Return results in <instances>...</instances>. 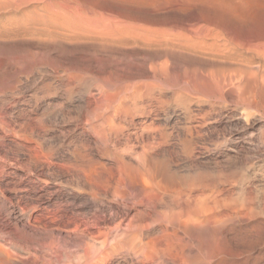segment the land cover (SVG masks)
<instances>
[{
  "label": "rangeland",
  "instance_id": "374dc122",
  "mask_svg": "<svg viewBox=\"0 0 264 264\" xmlns=\"http://www.w3.org/2000/svg\"><path fill=\"white\" fill-rule=\"evenodd\" d=\"M0 4V264H264V0ZM143 151L190 186L192 235L111 155Z\"/></svg>",
  "mask_w": 264,
  "mask_h": 264
},
{
  "label": "bare ground",
  "instance_id": "6f19581e",
  "mask_svg": "<svg viewBox=\"0 0 264 264\" xmlns=\"http://www.w3.org/2000/svg\"><path fill=\"white\" fill-rule=\"evenodd\" d=\"M1 3H3L2 1H1ZM2 7H4V4H0ZM1 7V8H2ZM0 8V9H1ZM197 36V35H196ZM198 36H200V35H198ZM201 36H203V35H201ZM210 36V35H209ZM212 36V35H211ZM213 37H215V36H213ZM198 38V37H197ZM200 38V37H199ZM199 38H198V40H199ZM202 38V37H201ZM205 38V37H204ZM207 38V37H206ZM211 38V37H210ZM196 39V38H195ZM208 39V38H207ZM202 41V40H201ZM209 41V40H208ZM201 43V42H200ZM202 45H203V43H201ZM200 44V45H201ZM207 45H208V43H206ZM210 44V43H209ZM215 45V44H214ZM214 47V46H213ZM208 48H212V46L211 47H209L208 46ZM203 49V48H202ZM222 49V48H221ZM215 50H216V48H215ZM223 50V49H222ZM200 51V50H199ZM205 51V50H204ZM221 51V50H220ZM216 51H213V54L215 53ZM211 53V52H210ZM223 54V53H222ZM217 55V54H216ZM215 55V56H216ZM210 56V55H209ZM212 56V55H211ZM226 56H228V55H226ZM218 57V56H217ZM216 57H214V59H215ZM229 59V58H228ZM235 62V61H234ZM237 69V68H236ZM236 69H234V68H232L231 66L229 67V68H227V67H224V70L227 72V76L229 77V80L228 81H223L222 83H220V85H219V92H223L225 89H227V87L229 86V88H231V87H235L236 85H235V83H232L230 80H231V76H230V74L232 73L233 74V71H235L236 72ZM225 72V73H226ZM224 73V74H225ZM237 73V72H236ZM242 73H243V71H242ZM199 75V74H198ZM235 75V74H234ZM192 76V75H191ZM225 76V75H224ZM240 76V75H239ZM192 77H194V76H192ZM196 77H198V76H196ZM196 77H195V79H196ZM200 78V77H199ZM199 78H198V81H199ZM224 78V77H223ZM238 78V77H237ZM241 78V77H240ZM239 78V79H240ZM205 81H209L207 78H203ZM220 79H221V77H220ZM228 79V78H227ZM224 80H226V78H224ZM233 80V79H232ZM234 80H235V78H234ZM193 81H194V79H193ZM217 81V80H216ZM194 82H196V81H194ZM200 82V81H199ZM203 83V82H202ZM211 83V82H210ZM239 84V83H238ZM203 85V84H202ZM207 85V84H206ZM198 86V85H197ZM210 86V85H209ZM201 89H203L202 88V86H199ZM216 87H217V83H216ZM240 87V86H239ZM197 88V87H196ZM199 88V89H200ZM198 89V90H199ZM235 89H236V87H235ZM211 90V89H210ZM231 91H233L232 89H231ZM231 91H230V93H231ZM236 91V90H235ZM238 91H239V89H238ZM234 93V92H233ZM236 96V97H235ZM246 97V96H245ZM230 98H232L233 100L232 101H234V103H236V104H239V103H243L244 102V98H242V97H240V95L239 96H237V95H230ZM251 99V98H250ZM110 100V99H109ZM252 100H254V99H252ZM263 101V100H262ZM258 102H260V101H258ZM161 103H163V102H161ZM262 103V102H261ZM120 104V103H119ZM121 105V104H120ZM161 105H163V104H161ZM261 104H259L258 106H260ZM247 106V105H246ZM255 106V105H254ZM262 106V105H261ZM264 106V105H263ZM136 107V106H135ZM161 107H163V106H161ZM127 107H125L124 108V111H125V109H126ZM254 108V107H253ZM261 108V107H260ZM134 109V111L136 110V108H133ZM259 109V108H258ZM243 110H244V108H243ZM261 110V109H260ZM263 110H264V107H263ZM126 111H127V109H126ZM130 113L131 112H128L127 113V116H129L130 115ZM249 114V113H248ZM247 114V115H248ZM101 115V114H100ZM246 115V116H247ZM261 115H262V113H261ZM264 115V114H263ZM262 115V116H263ZM107 116V115H106ZM115 116V115H114ZM113 116V114L112 115H110V116H107L106 117V121H105V117L103 118V117H101V119H102V122L103 123H105V122H109L110 123V121H111V119L113 120L115 117ZM125 116V115H124ZM204 116H205V114H204ZM250 116V115H249ZM100 117V116H99ZM98 117V118H99ZM203 117V116H202ZM246 118V117H245ZM101 119L100 120H97V121H101ZM100 123V122H99ZM40 124H42V123H40ZM106 124V123H105ZM113 124V123H112ZM98 125H100V124H98ZM110 125H111V123H110ZM109 124H108V127L107 128H109V127H111ZM117 126V125H116ZM151 126L152 125H145V126H142L145 130H141V131H147V130H149L150 128H151ZM123 127V126H122ZM121 127V128H122ZM112 128H115V127H112ZM119 128H120V126H119ZM140 128H141V126H140ZM109 129H111V128H109ZM109 129H108V131H109ZM118 129V128H117ZM112 130V129H111ZM114 130V129H113ZM119 130V129H118ZM122 130V129H121ZM107 131V132H108ZM122 132V131H121ZM136 132V131H135ZM134 132V133H135ZM111 134V133H110ZM109 134V135H110ZM114 134V133H113ZM132 134V133H131ZM120 135V134H119ZM142 135L143 134H135V138L136 139H139V138H141L142 137ZM259 135H261L260 137H262L263 135L260 133ZM129 135H127V137H128ZM161 136H163V135H161ZM108 139V138H107ZM260 139V138H259ZM126 143H129L128 141V138H126ZM261 141V140H260ZM259 143V142H258ZM257 143V144H258ZM263 144H262V146L264 147V140H263V142H262ZM128 145V144H127ZM256 146H258L259 147V145H256ZM128 147V146H127ZM130 148V147H129ZM132 148V147H131ZM260 148H262V147H260ZM264 149V148H263ZM255 150V149H254ZM260 150V149H259ZM261 151H264V150H262L261 149ZM111 155H114V158H115V161L117 162V164H118V167L120 168V169H123L124 170V172H125V174L129 177V173L128 172H130V171H134L135 173H137V176H138V178L136 179V178H134V176L133 177H129V178H131V180L129 179L128 181H129V186H131L132 187V191L133 192H136L135 193V195L138 197L139 196V192H140V190H141V192L142 191H145L146 192V190H150L151 192H157V197H156V195L154 196V197H156L154 200H155V202L157 203V204H159V205H162L163 207L164 206H169V207H173V208H178V209H180V211H178L177 213H174V214H172L170 217H168V220H170V221H168V222H170L171 223V225L172 226H174V224L175 225H179V227H183V230H185V231H188V233H190L191 235L193 234V233H195L194 231H196L197 229H199L198 228V226H201L202 225V222H201V220L200 219H197L198 217H196L195 215H196V209L197 208H195L194 207V205H195V201H191V202H183V197H188L189 198V194H191L190 193V191H191V188H189L188 190H187V188L188 187H190V186H188L186 189H184V188H182L183 187V184H182V182H181V184H180V182H179V180H180V175L176 172V171H173L172 169H171V167H170V165L167 163H159V162H157L156 160H154L155 158H154V155H153V153H145V151H143V153L141 154V158L142 157H144V159L141 161L140 159L141 158H139V160L138 161H134V159H132V158H130V159H128V157H131L133 154L132 153H130V152H127V154H125L124 153V155L123 154H119V153H112ZM137 160V159H136ZM255 162V161H254ZM242 168V167H241ZM191 185V184H190ZM192 187H193V185H192ZM196 189V188H195ZM187 190V191H186ZM263 192H262V194H261V198H260V202L262 203L261 205H263L264 206V188H263V190H262ZM245 194V193H244ZM256 194V193H255ZM257 194H259V193H257ZM125 195L126 194H122L121 195V197H120V200H125ZM243 195V194H242ZM246 195V194H245ZM244 195V196H245ZM142 195H140L139 197H141ZM150 196V195H149ZM152 197V196H151ZM246 197V196H245ZM251 197V200L253 199L252 198V196H250ZM249 197V198H250ZM241 198H242V196H241ZM244 198V197H243ZM258 198V197H257ZM149 199H152V198H149ZM191 199V198H190ZM139 200H142V199H137L136 200V203L139 201ZM213 200V199H212ZM214 200H215V198H214ZM213 200V201H214ZM225 200V199H224ZM227 200V199H226ZM229 200H231V199H229ZM242 200H244V199H242ZM254 200H256V198H254ZM121 201V202H122ZM187 201H188V199H187ZM253 201V200H252ZM258 201V202H259ZM140 202V201H139ZM142 202V201H141ZM151 202V201H150ZM196 202H198V201H196ZM212 202V201H211ZM216 202L217 201H214V202H212V203H215L216 204ZM256 201H254V203H255ZM124 203V202H123ZM148 203V202H147ZM183 203H184V205H185V208H186V210L185 211H183V210H181V208L182 207H184L183 206ZM252 203V207H254V206H256V204L253 206V202H250V204ZM257 203V202H256ZM149 204V203H148ZM240 204V203H239ZM242 204V203H241ZM240 204V205H241ZM245 204V203H244ZM243 204V205H244ZM151 205V204H150ZM204 205V204H203ZM229 205V204H228ZM231 205V204H230ZM145 206H148V205H145ZM241 207V206H240ZM259 207H262V206H259ZM149 208V207H148ZM168 208V207H167ZM150 209V208H149ZM202 209V208H201ZM206 209H207V207H206ZM205 209V210H206ZM261 209L262 208H260V211H261ZM145 210V209H144ZM174 210V209H173ZM198 210H200V209H198ZM144 212H146V211H144ZM169 213V212H168ZM200 213V212H199ZM262 213H263V210H262ZM139 215V214H138ZM222 215H224V214H222ZM183 216H185V218H183ZM198 216V215H197ZM207 216H209V214L207 215ZM212 216V215H211ZM211 216H209V217H211ZM142 217V216H141ZM149 217V216H148ZM158 217V216H157ZM157 217H156V219H157ZM179 217V218H178ZM214 217V219L216 218L215 216H213ZM143 218V217H142ZM203 218H206V217H204L203 216ZM226 218V217H225ZM153 220H155V218L153 219ZM200 220V221H199ZM203 220V219H202ZM208 220V219H207ZM223 220H224V218H223ZM240 220V219H239ZM256 220H258V219H256ZM208 221H210V220H208ZM215 221V220H214ZM240 221H242V219L240 220ZM142 222V221H141ZM243 222H246L245 220H243ZM249 222H251V221H249ZM259 222V221H258ZM142 223H144V222H142ZM146 223V222H145ZM201 223V224H200ZM247 223V222H246ZM197 224H199V225H197ZM181 225V226H180ZM248 225V224H247ZM249 225H250V223H249ZM248 225V226H249ZM251 225H253V224H251ZM262 225V224H261ZM263 226V225H262ZM175 227H177V226H175ZM174 227V228H175ZM253 227V226H252ZM252 227H249V228H252ZM264 227V226H263ZM248 228V229H249ZM177 229V228H176ZM193 229V230H192ZM253 230V229H252ZM219 232H220V230H219ZM251 233V232H250ZM217 236H219V235H217Z\"/></svg>",
  "mask_w": 264,
  "mask_h": 264
}]
</instances>
